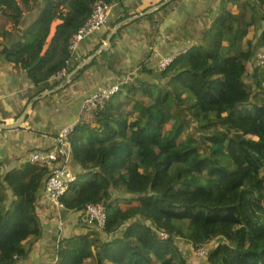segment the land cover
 Masks as SVG:
<instances>
[{
  "label": "trees",
  "instance_id": "16d2710c",
  "mask_svg": "<svg viewBox=\"0 0 264 264\" xmlns=\"http://www.w3.org/2000/svg\"><path fill=\"white\" fill-rule=\"evenodd\" d=\"M95 1L0 0L11 25L0 28V56L35 95L68 66L69 40ZM104 1L122 10L112 28L134 16L123 0ZM206 17L165 70L141 66L93 122L73 127L77 178L62 200L81 217L87 203L102 205L106 223L84 220V231L58 242L55 264H193L179 238L197 248L218 239L208 264H264V0H222ZM50 172L28 160L0 167V264H19L41 240L38 194Z\"/></svg>",
  "mask_w": 264,
  "mask_h": 264
},
{
  "label": "crops",
  "instance_id": "0c3cea01",
  "mask_svg": "<svg viewBox=\"0 0 264 264\" xmlns=\"http://www.w3.org/2000/svg\"><path fill=\"white\" fill-rule=\"evenodd\" d=\"M123 1L125 13L139 17L128 25L123 24L108 41L115 28H112L111 22L122 11L111 5L108 26L87 35L81 42L80 60L71 71V79L50 80L41 95H35L36 88L22 71L0 56L1 168H15L27 161L31 153L54 148L59 133L79 123L86 97L133 75L138 76L141 66L158 68L163 57L177 56L185 51L210 24L206 15L219 12L222 0ZM163 7L165 11L156 12L157 8ZM236 13L234 7L233 16ZM2 23L0 28H11L9 24L3 27ZM3 39L4 35L0 34V41ZM96 57V63L87 66ZM80 69L84 70L79 73ZM141 76L145 77L144 74ZM69 167L75 171L72 162ZM37 209L43 226L41 240L19 264H45L47 255L54 251L60 240L82 230L79 224L73 234L57 229L58 218L44 187L38 194ZM69 213L76 218L80 215Z\"/></svg>",
  "mask_w": 264,
  "mask_h": 264
},
{
  "label": "built area",
  "instance_id": "2783aa9c",
  "mask_svg": "<svg viewBox=\"0 0 264 264\" xmlns=\"http://www.w3.org/2000/svg\"><path fill=\"white\" fill-rule=\"evenodd\" d=\"M112 12L111 4L104 0H97L92 5V12L86 23L76 32L69 40L68 51L70 60L68 66L57 72L50 80H67L71 79V68L80 60L79 48L83 39L91 33L101 31L108 26ZM177 56H165L161 59L158 68L165 70ZM259 64L264 63V55L259 56ZM130 78H127L119 83H115L99 92H96L83 101L79 122H93L94 113L102 108L109 98L117 93L120 86ZM73 127L63 129L58 137L54 148L44 152H33L30 154L28 161L35 165L48 166L51 169L50 175L45 183V192L48 196L52 208L58 214H62L66 210L62 200L67 192L68 187L77 178L75 171L69 167L71 164V145L69 135ZM83 217L88 226L96 225L97 228H104L106 223V212L102 205L96 203H87L85 206ZM81 215V213H80ZM66 228V221L59 216L57 219V229L63 231ZM161 238L166 239L168 234L160 233ZM199 254H204L205 250L199 248Z\"/></svg>",
  "mask_w": 264,
  "mask_h": 264
},
{
  "label": "rangeland",
  "instance_id": "374dc122",
  "mask_svg": "<svg viewBox=\"0 0 264 264\" xmlns=\"http://www.w3.org/2000/svg\"><path fill=\"white\" fill-rule=\"evenodd\" d=\"M1 19L0 22L2 21L3 23V27H7L8 24H6V22L4 21L5 17L3 15H1ZM10 25V24H9ZM10 28V27H9ZM259 36H255V42H257V38ZM260 39V37H259ZM261 40L264 42V35H261ZM260 54L264 55V46L262 48H260L259 51ZM259 54V55H260ZM259 60V56L257 58ZM249 70L252 71L253 70V66L249 67ZM248 82H252L251 80L249 81V78H247ZM257 94V93H256ZM169 127L171 128L172 125H169ZM72 169V168H71ZM78 174L81 175V177H85L84 173L81 171H78ZM52 210H54L52 208ZM56 217L58 218L59 216H61L66 222H67V228H65V230L68 232V234H73V231H76L75 229H78L77 224H79L80 228L82 230H78L79 232H82L85 230L84 227L86 226L84 223V219L83 217H81V215H78V217L76 218L75 216H72V214H70L67 210L63 211L62 214H58L57 212L54 210ZM69 215V216H68ZM81 219V222L79 221ZM64 230V232L66 233V231ZM78 232V233H79ZM219 240L216 239L214 241H212L211 243H209L208 245H206L205 247H203L202 249H204L207 253L210 249L214 248L217 244H218ZM177 245L178 248L181 250V252L183 253L184 257L191 263L193 264H208L207 262V254H199V248L194 247L192 244L186 243L184 242L182 239H177ZM57 247V246H56ZM58 248H54V251L51 252L50 254L47 255V262L45 264H55L56 260H57V250Z\"/></svg>",
  "mask_w": 264,
  "mask_h": 264
},
{
  "label": "water",
  "instance_id": "95a60500",
  "mask_svg": "<svg viewBox=\"0 0 264 264\" xmlns=\"http://www.w3.org/2000/svg\"><path fill=\"white\" fill-rule=\"evenodd\" d=\"M150 10H153V8L150 9ZM150 10H149V11H150ZM138 17H139V16H137V17H134V16H133L132 18H129L128 20L122 22L120 25L116 26V27L114 28V31H112V32L109 34V36H108V41H109L110 38H112L114 32L117 31V30H118L123 24H126L127 22H130V21H132V20H136ZM29 19H30L29 16H26L25 19L23 20L22 24H23V25H26V24H27V21H28ZM99 51H100V50H99ZM99 51H98V52H99ZM98 52H97V53H98Z\"/></svg>",
  "mask_w": 264,
  "mask_h": 264
}]
</instances>
